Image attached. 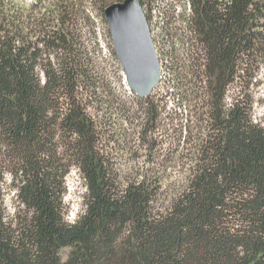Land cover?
<instances>
[{
    "label": "trees",
    "instance_id": "obj_1",
    "mask_svg": "<svg viewBox=\"0 0 264 264\" xmlns=\"http://www.w3.org/2000/svg\"><path fill=\"white\" fill-rule=\"evenodd\" d=\"M93 1L105 17L108 3ZM169 1L140 0L168 37L173 17L183 22L205 96L192 89L182 138L159 154L162 106L117 101L99 42L74 23L88 6L0 0V264H264V0ZM74 171L85 191L69 220Z\"/></svg>",
    "mask_w": 264,
    "mask_h": 264
},
{
    "label": "rangeland",
    "instance_id": "obj_2",
    "mask_svg": "<svg viewBox=\"0 0 264 264\" xmlns=\"http://www.w3.org/2000/svg\"><path fill=\"white\" fill-rule=\"evenodd\" d=\"M31 1V0H29ZM72 6L75 11H79L83 15H87L85 7L88 6V9L91 11V18L88 19L87 17H78L74 21L76 26L83 31L85 38L87 39L89 45L99 42L98 46V61L101 62V65L104 66V77L107 79L114 89V93H116L117 101H121V99H128L132 105V108L137 111L139 105L141 103L140 96L133 92H130L128 86H126L124 81V71L121 63L119 62L117 55L115 53L113 39L109 30L108 23L106 18L103 17L96 8V1L93 0H70ZM172 1V0H170ZM169 1V2H170ZM112 0H105V3H111ZM176 2V0H175ZM145 9V8H144ZM176 9V8H175ZM84 10V11H82ZM146 13H150L149 23L151 26V31L153 35V39L156 44V48L158 51V55L160 58V63L162 67V79L161 83L153 90V93L148 96L151 99H155L159 101L160 105L162 106L160 111V118L157 121V129L154 136L158 138L159 143L162 144V147H158L156 150L157 153L161 154L164 153L166 148H168L169 143L178 141L182 138L181 132L175 131L174 128L180 129L181 123H188L187 117L191 110H194L196 105V100L191 99V91L192 89L199 91L201 94V103L204 102V90L205 87L201 85H205V82L198 81L197 86L195 84V77L193 74L198 73V62L199 61L196 57H199L195 52L197 49L185 47L184 42L180 39L181 35L184 34L183 22L181 20H176V16L173 17V23L170 25L169 28L172 29V33L170 32L171 36L168 37L164 33L165 23L163 22V18L161 16L160 11L158 8H148L145 10ZM78 12V13H79ZM177 21V22H176ZM90 29H94L96 32L91 34L89 33ZM97 37V38H96ZM184 37V36H183ZM171 45H175V54L166 53L168 52L167 49L171 48ZM190 58L192 61H190ZM196 58V59H195ZM178 67L179 72H181V79L180 84L176 87L174 85V73H173V66ZM198 68V69H197ZM237 85L234 84L228 89V96L229 100L231 98L232 93L236 92ZM189 91H185V95L188 97V100L184 101L183 104H179L180 98L179 93L181 91L188 88ZM171 91L173 93H171ZM256 96L263 97L264 96V86H259L256 88ZM181 96V95H180ZM195 96V95H194ZM195 106V107H194ZM193 113V111H192ZM255 114L259 118L264 114V105L257 104L255 107ZM121 120V115L115 114V118ZM185 128V127H184ZM136 139L135 134H129L128 139L134 140ZM185 138V133L183 139ZM118 155H124V157H129L130 153L132 152H125L122 148H117L116 150ZM148 151L144 148L140 149L137 155H140L139 158L143 159ZM135 155V157H137ZM120 156V157H121ZM68 193L66 195V203L69 207L68 219L74 220L81 212L83 208V193L85 191V187L83 184L82 177L76 171H74L68 178ZM9 207L12 209V201L8 202ZM70 248H64L62 250V257L66 259Z\"/></svg>",
    "mask_w": 264,
    "mask_h": 264
},
{
    "label": "water",
    "instance_id": "obj_3",
    "mask_svg": "<svg viewBox=\"0 0 264 264\" xmlns=\"http://www.w3.org/2000/svg\"><path fill=\"white\" fill-rule=\"evenodd\" d=\"M104 13L128 86L140 97L150 96L162 70L144 7L140 0L114 1Z\"/></svg>",
    "mask_w": 264,
    "mask_h": 264
},
{
    "label": "built area",
    "instance_id": "obj_4",
    "mask_svg": "<svg viewBox=\"0 0 264 264\" xmlns=\"http://www.w3.org/2000/svg\"><path fill=\"white\" fill-rule=\"evenodd\" d=\"M178 7L180 8L181 6L178 5ZM123 71H124V70H123ZM124 74H125V73H124ZM162 74H163V73H162ZM162 74H161V79H162V76H163ZM160 83H161V81H160ZM160 83H159V84H160ZM126 86H128V83L126 84ZM128 88H130V87L128 86ZM130 92L133 94L134 91L131 90V88H130ZM134 93H136V92H134Z\"/></svg>",
    "mask_w": 264,
    "mask_h": 264
},
{
    "label": "bare ground",
    "instance_id": "obj_5",
    "mask_svg": "<svg viewBox=\"0 0 264 264\" xmlns=\"http://www.w3.org/2000/svg\"><path fill=\"white\" fill-rule=\"evenodd\" d=\"M152 32V31H151ZM153 36V35H152ZM156 45V44H155ZM158 52V51H157ZM161 64V63H160ZM161 70H162V67H161ZM125 73V72H124ZM124 81H125V84H127V81H126V75L124 74ZM130 89V88H129Z\"/></svg>",
    "mask_w": 264,
    "mask_h": 264
}]
</instances>
